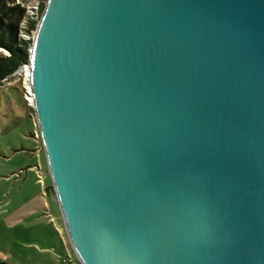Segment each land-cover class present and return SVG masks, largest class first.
I'll return each instance as SVG.
<instances>
[{
    "label": "water",
    "instance_id": "95a60500",
    "mask_svg": "<svg viewBox=\"0 0 264 264\" xmlns=\"http://www.w3.org/2000/svg\"><path fill=\"white\" fill-rule=\"evenodd\" d=\"M29 63L82 264H264V0H47Z\"/></svg>",
    "mask_w": 264,
    "mask_h": 264
},
{
    "label": "rangeland",
    "instance_id": "374dc122",
    "mask_svg": "<svg viewBox=\"0 0 264 264\" xmlns=\"http://www.w3.org/2000/svg\"><path fill=\"white\" fill-rule=\"evenodd\" d=\"M2 2L0 10L8 12L11 19L6 22H10L16 19V11L9 7L20 5L28 13L38 2L46 5L47 0ZM22 20L18 23L16 46L27 42L30 52L32 33L21 28ZM0 54L9 55L10 51L0 46ZM23 90L20 81H0V264H35L41 257L65 264L67 252L73 258L69 264H82L68 240L59 202L48 190L52 179L42 141L37 142L33 136L36 114L25 101ZM37 146H41L40 151ZM35 166L40 167L43 183Z\"/></svg>",
    "mask_w": 264,
    "mask_h": 264
},
{
    "label": "trees",
    "instance_id": "16d2710c",
    "mask_svg": "<svg viewBox=\"0 0 264 264\" xmlns=\"http://www.w3.org/2000/svg\"><path fill=\"white\" fill-rule=\"evenodd\" d=\"M2 1L0 0V4ZM2 6L5 7V4ZM16 11V19L14 21L6 22V19H11L8 12L0 10V46L10 51L9 55L0 54V81L13 73L19 65L28 62L30 52L28 51L29 43H25L20 47L16 46L18 43V23L19 20L25 16V10L20 5L9 7ZM45 9V4L42 5V12ZM6 264V263H4Z\"/></svg>",
    "mask_w": 264,
    "mask_h": 264
},
{
    "label": "built area",
    "instance_id": "2783aa9c",
    "mask_svg": "<svg viewBox=\"0 0 264 264\" xmlns=\"http://www.w3.org/2000/svg\"><path fill=\"white\" fill-rule=\"evenodd\" d=\"M30 9H31L30 12L25 13V16L23 17V20L21 23V28H24V31H26L27 33H32V37H30V38H32L34 40L36 30L38 28V25L41 21L42 15H43L42 5H40L38 2L36 6H33ZM21 37H26V36L21 34ZM33 40H32V42H33ZM28 70H29V72H28ZM17 81H20L21 84L23 85V88H24L23 96H24L25 101L28 103V105H30L31 107L34 108L33 102L29 99V96L30 97L32 96V98H33L32 85H31V71H30L29 61L24 62L21 65H19V67L13 73H11L9 76L4 78V82H7L9 84H12V83L17 82ZM33 120H34V126H35L33 136H34L35 140L40 143L42 141V138H41V132H40L39 125L37 122V118H35ZM40 150H41V146H37V151H40ZM35 168H37V170L39 172V181L41 183H43V179H42V176L40 173V167L35 166ZM52 195L56 196L54 189H52ZM50 219L53 220L52 217ZM64 261H66L68 263H73V258L70 255V253L64 259Z\"/></svg>",
    "mask_w": 264,
    "mask_h": 264
},
{
    "label": "crops",
    "instance_id": "0c3cea01",
    "mask_svg": "<svg viewBox=\"0 0 264 264\" xmlns=\"http://www.w3.org/2000/svg\"><path fill=\"white\" fill-rule=\"evenodd\" d=\"M52 182H51V184L49 185V189L48 190H50L51 191V193H52V189H53V187H52ZM45 243H51V242H45ZM52 246L51 247H53V248H55L56 246L54 245V244H51ZM48 251V250H47ZM68 254H69V252H67ZM66 258V257H65ZM64 258V259H65ZM64 259H63V262L65 263V264H69L68 262H66V261H64ZM38 262H35V264H56V262H54L52 259H51V257H41L39 260H37ZM4 263H6V264H12V263H8V262H5V261H2V264H4Z\"/></svg>",
    "mask_w": 264,
    "mask_h": 264
},
{
    "label": "bare ground",
    "instance_id": "6f19581e",
    "mask_svg": "<svg viewBox=\"0 0 264 264\" xmlns=\"http://www.w3.org/2000/svg\"><path fill=\"white\" fill-rule=\"evenodd\" d=\"M28 72H29V70H28ZM29 99L33 102V98H32V96H31V97L29 96Z\"/></svg>",
    "mask_w": 264,
    "mask_h": 264
}]
</instances>
